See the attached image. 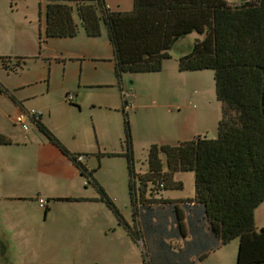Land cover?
Returning <instances> with one entry per match:
<instances>
[{
    "label": "trees",
    "instance_id": "trees-1",
    "mask_svg": "<svg viewBox=\"0 0 264 264\" xmlns=\"http://www.w3.org/2000/svg\"><path fill=\"white\" fill-rule=\"evenodd\" d=\"M75 12L88 37H99L102 26L107 29L120 80L125 74L161 72L171 59L170 51L188 36H197L188 53L178 59V68L181 73L214 72L222 111L218 136L152 146L143 174L136 173L132 155H127L133 216L137 217L140 207L161 212V205L168 201L160 191L181 189L174 174L192 172L195 196L187 205L198 207L200 213L188 219L192 236L196 229L202 231L200 223L194 222L202 217L216 248L239 239L237 264H264V227L258 231L254 219L255 210L264 204V0L235 4L226 0H134L130 12L111 11L105 0H50L47 38L77 36L80 27ZM125 124L130 144L127 116ZM36 125L69 156L45 126ZM77 156L69 157L85 179L92 178L93 170L77 162ZM100 193L105 197L104 191ZM108 205L120 216L110 200ZM185 218L179 214L177 220ZM142 231L138 228L130 234L145 249ZM178 236L175 242L181 239ZM185 244L191 248L190 241ZM148 253L155 255L151 250Z\"/></svg>",
    "mask_w": 264,
    "mask_h": 264
},
{
    "label": "crops",
    "instance_id": "crops-1",
    "mask_svg": "<svg viewBox=\"0 0 264 264\" xmlns=\"http://www.w3.org/2000/svg\"><path fill=\"white\" fill-rule=\"evenodd\" d=\"M17 1L20 0H0V200H5L4 205L0 208V216L10 228L11 239L29 243L33 234L31 231L22 229L24 218L17 221L12 220L7 212L8 209L13 214L16 212V208H23L24 203L30 202L34 198L36 199L33 200L35 203L39 199H45L32 187L37 184L39 179H42L43 182L47 179L59 181L68 184V187L69 184H72L74 188L82 189L81 180L84 177L80 174L77 165L70 159V155H84L83 163L89 170H93L94 174L97 170L93 167L101 168V160L98 156L108 153L106 152L107 145L104 143L107 132L99 112L115 110L121 115L119 107L120 101L123 100L122 92L125 90V79L122 77L120 80L115 74L114 50L105 26H102V33L99 37H88L75 12L74 20L80 27L77 36L47 38L45 34L46 8L50 0H41L38 1L37 7L39 30L37 31L35 23L36 8L33 15L32 13L28 16L25 15L20 18L21 21L14 22L19 34L12 33L13 22L8 19V14L17 12ZM105 2L110 7L109 0H105ZM118 2L121 4L122 0ZM104 32L107 35V49L105 50L98 46ZM37 35L38 40L36 39ZM75 40H79L84 45V51L81 52L82 57L76 56L78 47L72 44ZM95 40L96 44L93 43ZM38 41L42 43L38 45L39 49L35 50ZM29 45H33L32 53L28 48ZM66 50H70V52L67 53ZM41 60L43 64L38 67L37 63ZM76 61H80V64L73 63L69 68V64ZM90 61L93 63L92 66L88 65ZM33 65L35 68L29 67ZM86 68L88 69L84 74ZM174 73L176 74L175 71ZM75 75L78 76L77 80ZM68 95L73 96L71 101L67 99ZM133 97L137 98L136 95ZM130 98L131 95L128 101ZM89 110L90 113L86 114ZM32 111L40 112L38 122L57 139L69 156L49 141L39 127L35 123H31L33 120L29 121L27 131L22 130L14 123L17 114ZM124 132L126 136V124ZM92 133L97 137L99 146L98 156L96 154L98 161L94 164V160H96L94 157L93 165L91 155H95L90 148ZM122 136L117 135V138L120 139V153L125 151L124 147L126 146L125 142L123 144L124 136ZM87 143L89 146L86 145ZM47 155L52 157V160H48ZM133 165L136 168V162ZM146 165L147 169L144 173L148 170L147 160ZM129 186L130 180L128 188ZM73 193L74 191L70 190L69 196L72 197ZM69 196L57 194L53 199L64 203L73 202ZM129 197L131 203L130 192ZM163 199L168 202L161 205L160 209L156 207L161 212L156 213L150 211L151 209L144 211V207H140L136 218L133 216L131 203L132 214L129 221L125 222L128 229L127 235L138 246L140 244L131 237L130 230L138 228L141 231L144 230L146 246L155 253L150 256L152 257L151 264H198L201 261H198L197 258L203 253L207 252V256L216 254L215 251L218 248L214 245L213 236L208 235L206 223L202 217L194 219V222H199L200 227H203L202 231L199 233V230L196 229L193 236L190 232L188 225L190 215L200 216L198 207L187 205V202H184L191 199L171 198L164 194ZM45 201L47 202L45 209L47 216L50 204L48 198ZM88 201L84 200V202ZM106 205L108 206V204ZM179 214L186 217L183 222L177 220ZM98 231L102 233L101 230L98 229ZM175 234L179 235V238L181 237L177 242L174 241L177 240ZM6 235L7 232L4 229L0 231L1 242L8 241L9 236L4 239ZM182 235H184L183 239ZM188 241L192 243L190 249L185 246V242Z\"/></svg>",
    "mask_w": 264,
    "mask_h": 264
},
{
    "label": "rangeland",
    "instance_id": "rangeland-1",
    "mask_svg": "<svg viewBox=\"0 0 264 264\" xmlns=\"http://www.w3.org/2000/svg\"><path fill=\"white\" fill-rule=\"evenodd\" d=\"M38 1L41 0L16 2L17 12L8 14V19L13 22L12 33L19 34L14 22L21 21L20 18L25 15L28 16L31 13L33 15L38 7ZM118 1L121 0H109L111 11L132 10L133 0H122L121 4ZM226 1L229 4H235L248 0ZM35 14L38 31V8ZM196 37L192 34L174 47L170 51L171 59L164 64L159 74H125L123 76L126 101H130L128 104L132 107L125 108L123 99L119 107L122 117L115 110L99 112L107 132L104 143L107 145L108 154L98 156L97 137L92 133L90 148L95 155H91L92 165L94 157L96 158L94 164L100 158L101 168L93 167L97 170L94 177H89L90 180L85 178L81 180L82 189L74 188L72 184L68 187V184L59 181L47 179L43 182L39 179L32 187L43 198L49 199L50 210L47 216L45 208H41L38 201L37 203L33 201L36 200L35 198L27 202L31 204L24 203L23 208H16L13 214L8 209L7 212L12 220L17 221L24 218L22 229L31 231L33 234L29 243L11 239L10 228L0 216V231L4 229L7 232L4 239L9 236L7 242L0 241V264H151V254L148 253L150 248L147 246L145 249L142 246L141 248L140 245L134 244L127 235L128 229L125 222L129 221L132 214L127 155L131 154L132 159H135L136 173L142 174L147 169L146 160L152 146L177 145L197 136L217 138L222 111L221 104L216 97L214 72L206 70L179 73L178 59L188 53ZM36 39H39L38 35ZM41 43L38 41L35 50L39 49L38 45ZM93 43L96 44V40ZM72 44L78 47L76 56L82 57L81 52L84 51V45L79 40H75ZM106 45L107 35L104 32L98 46L105 50ZM32 47L33 45L28 47L31 53L33 52ZM95 48L98 50L97 45ZM66 52L69 53L70 50ZM73 63L78 65L80 61L70 63L69 68ZM41 64H43L42 60L37 63V66L40 67ZM88 65L92 66V61ZM29 67L35 68L34 65ZM21 78L24 79V77ZM75 78L77 80L78 76L75 75ZM130 95L131 98L128 101ZM89 113L90 110L86 112V114ZM125 116L128 117L129 130L131 128L130 144L126 143L124 135ZM118 134L124 136L123 144L125 142L126 145L122 153H120ZM109 154H114V156ZM47 159L52 160V157L47 155ZM174 181L181 182L182 188L167 189L171 193L161 190L160 193L171 198H194L195 177L192 172L175 173ZM136 184L139 187V182ZM70 190L74 191L72 197L69 196ZM100 190L104 191L105 197L101 195ZM57 194L67 195L73 202L54 201L53 197L55 198ZM84 200L89 201L84 202ZM100 200L104 202H98ZM108 200L115 209L120 211V216H117L112 206L106 205ZM4 202L5 200H0V208ZM70 218L74 219L71 221ZM254 219L255 226L260 231L264 227V204L255 210ZM239 243L238 238L230 241L222 248L216 249V254L208 255L198 264H237Z\"/></svg>",
    "mask_w": 264,
    "mask_h": 264
},
{
    "label": "built area",
    "instance_id": "built-area-1",
    "mask_svg": "<svg viewBox=\"0 0 264 264\" xmlns=\"http://www.w3.org/2000/svg\"><path fill=\"white\" fill-rule=\"evenodd\" d=\"M126 97L127 95L125 94V91L122 92V98L124 99L125 101V108H131L132 105H129L127 102H126ZM67 99L68 100H72L73 99V96L71 95H68L67 96ZM39 118H40V112H35V111H32V112H20L19 114H17L14 118V123L19 126L22 130L24 131H27L29 129V121L33 120V122L31 123H37L39 121ZM85 160V157L83 155H80V156H77V162H84ZM38 203H39V206L41 208H45L47 207V202L45 201V199H39L38 200Z\"/></svg>",
    "mask_w": 264,
    "mask_h": 264
}]
</instances>
